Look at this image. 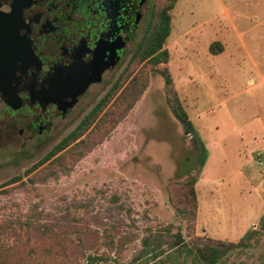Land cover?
<instances>
[{"label": "rangeland", "instance_id": "374dc122", "mask_svg": "<svg viewBox=\"0 0 264 264\" xmlns=\"http://www.w3.org/2000/svg\"><path fill=\"white\" fill-rule=\"evenodd\" d=\"M168 2L150 0L141 40L153 8L160 9ZM170 15L171 32L163 45L168 61L154 63L148 58L130 66L131 54L118 79L107 90L111 91L119 79L123 81L122 87L88 129L57 156L66 152L73 155L95 127L106 128V124H101L102 117L109 114L133 77L147 80L145 91L115 126L107 123L102 140L75 160L70 169L46 182L30 181L38 173L33 174L53 161L40 163L70 129L46 142L28 143L25 148L22 141H0V244H22L18 250L23 255L33 245L37 254L31 264H120L130 260L136 248H141L140 239L120 249L110 245V235L119 237L121 232L128 231L142 236L146 228L172 224L174 231L183 232L187 242L196 236H208L239 244L217 264H264V211H254L261 202L264 205V196L253 192L249 199H243L229 191L223 201V185L218 191L215 187L214 176L220 174L214 169L209 176L202 172L196 184L198 211L194 221L171 203L169 185L189 176L196 165L198 144L174 116L162 74L165 68L170 73L174 88L202 138L206 140L205 134L212 135L232 148L236 141L232 135L234 128L242 122L248 124L249 116L257 114L258 109L264 110V85L256 84L258 69L254 66L258 64L264 73V0H176ZM129 68L132 72L124 80ZM102 99L92 101L87 112ZM214 125L218 130H214ZM36 164L39 165L34 168ZM32 168L34 172L29 173ZM230 169L231 165L225 166V173H230ZM19 176L20 181L8 184ZM128 210L131 219L127 217ZM40 211L50 214L51 220L71 213L67 226L75 224L87 229L90 249L65 250L62 236L50 240L35 231H20L14 225L19 218L39 216ZM121 217L122 224L111 230V224H117ZM246 224L249 228L244 235L236 237ZM248 231L256 233L245 239ZM69 236L74 243L79 242L75 233ZM168 252L166 262L154 264H204L191 254Z\"/></svg>", "mask_w": 264, "mask_h": 264}, {"label": "flooded vegetation", "instance_id": "af4514ba", "mask_svg": "<svg viewBox=\"0 0 264 264\" xmlns=\"http://www.w3.org/2000/svg\"><path fill=\"white\" fill-rule=\"evenodd\" d=\"M0 2L14 35L4 48H16L18 58L2 52L0 64L21 67L9 78L16 100L0 92V141L25 148L74 130L92 101L110 92L141 40L150 0Z\"/></svg>", "mask_w": 264, "mask_h": 264}, {"label": "trees", "instance_id": "16d2710c", "mask_svg": "<svg viewBox=\"0 0 264 264\" xmlns=\"http://www.w3.org/2000/svg\"><path fill=\"white\" fill-rule=\"evenodd\" d=\"M176 0H169V2L160 9L153 8L149 24L145 30V34L135 49L130 66L136 61L150 58L154 63L168 61V54L166 50H163V45L171 32V15L170 10L173 9ZM129 66V67H130ZM131 68L127 69V79ZM165 77V86L167 93L168 104L172 109L174 116L179 120L187 133L192 134L198 144V153L196 155V165L190 171L189 176L183 181H176L169 185V197L173 206L184 214H188L191 220L194 221L198 211V197L196 191V184L203 172V169L207 163L209 157V151L204 138L196 131L192 120L190 119L187 111L185 110L181 99L174 88L173 79L165 68L162 71ZM123 81L119 79L115 85L111 88V91L105 95V97L93 108V110L82 120V122L72 130L65 138L61 140L42 160L40 163H45L53 159V161L44 168L39 169L37 177L31 178V183L46 182L50 178L58 177L61 171H67L72 167L75 160L85 155L94 145L99 143L107 129L108 125L115 126L122 117H125L139 101L141 95L145 91L148 83L144 77L135 76L125 86L121 95L116 99L115 104L111 108L109 114L107 113L101 119V124L95 127L93 132H89V135L83 139L76 147L73 155L70 152H66L59 156L62 150L68 147L71 143L77 140L91 125V123L98 117L104 106L114 95V93L122 87ZM109 124L107 125V123ZM68 160H70L68 162ZM39 164H36V168ZM29 173L34 172L33 168L28 170ZM22 178L16 177L12 179L8 184L16 183ZM6 184V185H8ZM5 185V186H6ZM1 188V187H0ZM183 204V206H181ZM127 217L132 218V213L128 210ZM67 213V212H66ZM122 213V212H121ZM69 214H65L64 217H58V219L51 220V215H44L42 211L39 212V216H29L25 219H17L14 225L18 227L20 231L28 232L35 231L41 237L47 236L51 239L53 237H61L64 239L62 247H66L72 250L85 251L90 249L92 244L86 240L88 230L78 227L75 224H66L69 219ZM43 220H45L43 222ZM117 224H111L110 229L119 227L123 222V217L120 218ZM79 222V221H78ZM67 228V231L63 228ZM78 239V243H74L73 239L69 236L74 234ZM256 232L248 231L245 235V239H250ZM109 243L112 246L121 248L126 247L133 241L140 239L141 248H136L134 254L127 262H121L120 264H146L151 260H155L154 263L166 262L169 253L168 251H175L180 255L191 254L204 264H217L220 259L231 249L239 245L238 243L219 240L208 236H196L192 242H187L184 238L183 232L178 229L173 230L172 224L161 226L159 229L146 228L144 234H138V232L122 233L119 237L109 236ZM76 244V246H75ZM22 244L10 245L9 247L0 244V264H31L30 260L34 259L37 254V249L32 245L29 251L23 255L20 253ZM78 246V247H77ZM17 249V250H16ZM15 250L14 254L10 252ZM47 253L50 252V248H47ZM20 254V256H18ZM34 255V257H33ZM162 255H166L162 258ZM92 258V256H89ZM95 257L92 259L94 260ZM45 264V263H39Z\"/></svg>", "mask_w": 264, "mask_h": 264}, {"label": "crops", "instance_id": "0c3cea01", "mask_svg": "<svg viewBox=\"0 0 264 264\" xmlns=\"http://www.w3.org/2000/svg\"><path fill=\"white\" fill-rule=\"evenodd\" d=\"M258 69V82L264 85V73L259 69L258 64H254ZM254 78H251V82ZM257 111V110H256ZM249 123H243L234 128L232 132L233 138L238 142L228 148L225 142H218V139H213L210 135L205 134L206 145L209 151L207 163L203 169L205 176L209 173L218 170L215 174L216 189L223 185L222 196L223 201L229 194L249 199L253 192L259 196H264V110L249 116ZM252 120V121H250ZM214 130H218V126L214 125ZM231 135V136H232ZM231 165L230 173H225L224 167ZM219 182V183H218ZM221 185H218L220 184ZM227 185V186H226ZM245 199V200H246ZM255 209V212L262 213L264 205ZM243 231L239 232L236 237L241 238L245 231L249 228L246 224Z\"/></svg>", "mask_w": 264, "mask_h": 264}, {"label": "water", "instance_id": "95a60500", "mask_svg": "<svg viewBox=\"0 0 264 264\" xmlns=\"http://www.w3.org/2000/svg\"><path fill=\"white\" fill-rule=\"evenodd\" d=\"M11 20L12 16L10 15L9 8L3 6L0 2V53L10 52L12 55L15 54V59L17 60L18 58L16 57V48H10V50H8V48H4L5 39L14 37V35L9 34L10 27L8 23L11 22ZM20 69L21 67H19L17 64L12 66L8 64H0V92L2 91L4 95L9 96L11 98L10 102H14L16 100V97H14L15 89L13 90L9 78L13 77L15 75V72Z\"/></svg>", "mask_w": 264, "mask_h": 264}]
</instances>
